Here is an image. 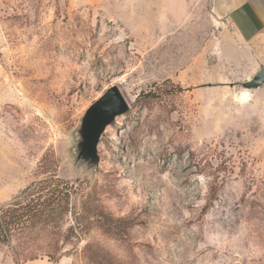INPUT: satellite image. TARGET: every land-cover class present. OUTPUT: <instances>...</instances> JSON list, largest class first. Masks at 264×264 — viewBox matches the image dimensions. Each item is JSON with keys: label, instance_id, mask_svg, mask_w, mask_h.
<instances>
[{"label": "rangeland", "instance_id": "rangeland-1", "mask_svg": "<svg viewBox=\"0 0 264 264\" xmlns=\"http://www.w3.org/2000/svg\"><path fill=\"white\" fill-rule=\"evenodd\" d=\"M224 3L0 0V206L53 172L76 192L39 264H264V86L235 99L264 31ZM112 87L130 109L89 168L79 129Z\"/></svg>", "mask_w": 264, "mask_h": 264}, {"label": "trees", "instance_id": "trees-1", "mask_svg": "<svg viewBox=\"0 0 264 264\" xmlns=\"http://www.w3.org/2000/svg\"><path fill=\"white\" fill-rule=\"evenodd\" d=\"M74 186L55 172L25 188L13 202L0 206V252L16 263L40 258L58 262L62 247L56 241L70 215ZM77 215V214H76ZM70 231H74L73 226Z\"/></svg>", "mask_w": 264, "mask_h": 264}, {"label": "water", "instance_id": "water-1", "mask_svg": "<svg viewBox=\"0 0 264 264\" xmlns=\"http://www.w3.org/2000/svg\"><path fill=\"white\" fill-rule=\"evenodd\" d=\"M264 86V69L242 85L244 90L253 93ZM130 107L117 87H112L97 100L85 113L79 129L80 141L77 147V162L89 168L100 163L99 145L102 136L117 117L123 116Z\"/></svg>", "mask_w": 264, "mask_h": 264}, {"label": "crops", "instance_id": "crops-1", "mask_svg": "<svg viewBox=\"0 0 264 264\" xmlns=\"http://www.w3.org/2000/svg\"><path fill=\"white\" fill-rule=\"evenodd\" d=\"M229 18L246 39L253 40L264 31V0H229L223 4ZM33 261L27 264H39Z\"/></svg>", "mask_w": 264, "mask_h": 264}, {"label": "bare ground", "instance_id": "bare-ground-1", "mask_svg": "<svg viewBox=\"0 0 264 264\" xmlns=\"http://www.w3.org/2000/svg\"><path fill=\"white\" fill-rule=\"evenodd\" d=\"M253 95V92L250 90H242L240 93L236 92L235 99L239 102L245 103L249 101V98Z\"/></svg>", "mask_w": 264, "mask_h": 264}]
</instances>
